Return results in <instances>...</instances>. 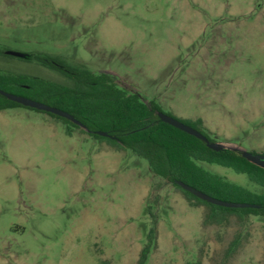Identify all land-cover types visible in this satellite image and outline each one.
Instances as JSON below:
<instances>
[{
  "label": "rangeland",
  "instance_id": "obj_1",
  "mask_svg": "<svg viewBox=\"0 0 264 264\" xmlns=\"http://www.w3.org/2000/svg\"><path fill=\"white\" fill-rule=\"evenodd\" d=\"M0 49L49 54L107 73L217 142L264 155V0H0ZM73 82L0 56V74ZM23 97L29 94L21 91ZM27 107L0 111V264H264V218L203 225L207 208L155 176L147 160ZM205 170L252 191L246 174ZM241 231L248 241L228 263Z\"/></svg>",
  "mask_w": 264,
  "mask_h": 264
},
{
  "label": "trees",
  "instance_id": "obj_2",
  "mask_svg": "<svg viewBox=\"0 0 264 264\" xmlns=\"http://www.w3.org/2000/svg\"><path fill=\"white\" fill-rule=\"evenodd\" d=\"M0 56H9L0 49ZM43 67L59 72L73 86L63 85L35 76L20 74H0V89L16 95L21 91L29 98L67 111L80 121L84 128L73 122L50 114L69 126L85 130L90 136L117 151L131 150L148 161L153 174L171 183L180 190L192 207L205 206L203 225L222 226L236 217L241 224L250 216L264 218V168L242 156L238 150L214 151L207 144L167 123L158 116L160 106L152 101L144 102L138 93H129L119 87L113 76L107 73L94 74L85 66H76L49 54H29L25 58ZM23 107L0 94V111ZM169 115V114H168ZM205 135L211 142H217L204 126L202 119L183 121ZM98 132L109 136L103 137ZM199 163L216 164L246 174L257 185L259 191H252L229 182L222 176L205 170ZM185 184L219 200L257 205L256 208H228L207 203L192 193L182 189L177 182ZM152 227L147 243L143 247L138 264H147L150 254L157 248L158 217L152 214ZM249 235L238 231L224 251V263L230 260L248 241ZM187 264H203L202 259Z\"/></svg>",
  "mask_w": 264,
  "mask_h": 264
},
{
  "label": "water",
  "instance_id": "obj_3",
  "mask_svg": "<svg viewBox=\"0 0 264 264\" xmlns=\"http://www.w3.org/2000/svg\"><path fill=\"white\" fill-rule=\"evenodd\" d=\"M7 55L9 56H13V57H18V58H28L29 54L27 53H21V52H16V51H7L6 52ZM0 94L5 96L7 99H9L12 102L18 103L24 107L27 108H31V109H35L38 111H42L45 113H49V114H53L55 116H58L60 118H64L67 119L71 122H73L74 124L84 128V125L78 121L73 115H71L70 113H68L67 111H64L62 109L56 108V107H52L50 105H47L45 103L27 98V97H23L20 95H16L13 93H9L6 92L4 90L0 89ZM159 118L164 122L167 123L185 133H188L189 135H192L194 137H196L199 140L204 141L207 146L214 150V151H221L224 149H231V150H236V149H232L229 148L227 146H225L222 143L219 142H211L205 135H203L200 131L196 130L195 128L191 127L190 125H187L185 123H183L182 121L176 119L175 117L165 114L163 112H159L158 113ZM99 135L103 136V137H107L109 136L107 133L105 132H98ZM242 152V156L247 159L249 162L264 168V155L263 154H257V153H253V152H248V151H241ZM177 184L184 190L192 193L193 195H195L196 197L202 199L203 201L207 202V203H211L217 206H221V207H228V208H256L258 207L257 205H251V204H243V203H234V202H228V201H223V200H219L216 199L214 197H211L187 184H185L184 182L178 181Z\"/></svg>",
  "mask_w": 264,
  "mask_h": 264
},
{
  "label": "crops",
  "instance_id": "obj_4",
  "mask_svg": "<svg viewBox=\"0 0 264 264\" xmlns=\"http://www.w3.org/2000/svg\"><path fill=\"white\" fill-rule=\"evenodd\" d=\"M205 126V125H204ZM206 127V126H205ZM207 128V127H206Z\"/></svg>",
  "mask_w": 264,
  "mask_h": 264
}]
</instances>
